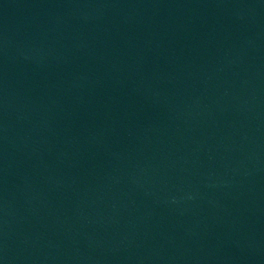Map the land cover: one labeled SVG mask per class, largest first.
<instances>
[{
    "label": "water",
    "instance_id": "obj_1",
    "mask_svg": "<svg viewBox=\"0 0 264 264\" xmlns=\"http://www.w3.org/2000/svg\"><path fill=\"white\" fill-rule=\"evenodd\" d=\"M0 264H264V0H0Z\"/></svg>",
    "mask_w": 264,
    "mask_h": 264
}]
</instances>
